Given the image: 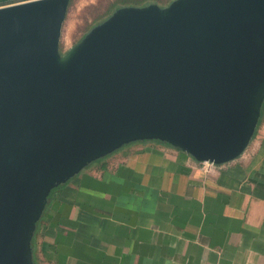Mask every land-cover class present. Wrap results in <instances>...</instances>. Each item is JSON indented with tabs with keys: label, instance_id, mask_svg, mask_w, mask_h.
<instances>
[{
	"label": "water",
	"instance_id": "obj_1",
	"mask_svg": "<svg viewBox=\"0 0 264 264\" xmlns=\"http://www.w3.org/2000/svg\"><path fill=\"white\" fill-rule=\"evenodd\" d=\"M67 5L0 6V264H33L46 194L93 160L146 139L224 163L247 146L264 97V0L131 14L62 66Z\"/></svg>",
	"mask_w": 264,
	"mask_h": 264
},
{
	"label": "crops",
	"instance_id": "obj_2",
	"mask_svg": "<svg viewBox=\"0 0 264 264\" xmlns=\"http://www.w3.org/2000/svg\"><path fill=\"white\" fill-rule=\"evenodd\" d=\"M260 105L232 160L208 167L142 140L51 187L34 222L35 264H264Z\"/></svg>",
	"mask_w": 264,
	"mask_h": 264
},
{
	"label": "rangeland",
	"instance_id": "obj_3",
	"mask_svg": "<svg viewBox=\"0 0 264 264\" xmlns=\"http://www.w3.org/2000/svg\"><path fill=\"white\" fill-rule=\"evenodd\" d=\"M28 0H0V6ZM112 0H68L63 19L56 53L57 63L66 65L80 52V50L98 34L108 29L116 20L128 15H145L164 19L178 11L182 6L192 0H148L142 6H121L112 14L106 13ZM142 141V140H137ZM137 141H131L137 142ZM143 141H147L146 139ZM158 141L159 140H155ZM121 145V148L124 145ZM165 143V142H164ZM168 144V143H167ZM218 165V164H217ZM30 246V258L33 259V249Z\"/></svg>",
	"mask_w": 264,
	"mask_h": 264
},
{
	"label": "trees",
	"instance_id": "obj_4",
	"mask_svg": "<svg viewBox=\"0 0 264 264\" xmlns=\"http://www.w3.org/2000/svg\"><path fill=\"white\" fill-rule=\"evenodd\" d=\"M148 0H112L106 10V13L112 14L114 10L121 6H142ZM172 1V0H170Z\"/></svg>",
	"mask_w": 264,
	"mask_h": 264
},
{
	"label": "built area",
	"instance_id": "obj_5",
	"mask_svg": "<svg viewBox=\"0 0 264 264\" xmlns=\"http://www.w3.org/2000/svg\"><path fill=\"white\" fill-rule=\"evenodd\" d=\"M206 166H211V165H215V164H213V163H209V162H203Z\"/></svg>",
	"mask_w": 264,
	"mask_h": 264
}]
</instances>
